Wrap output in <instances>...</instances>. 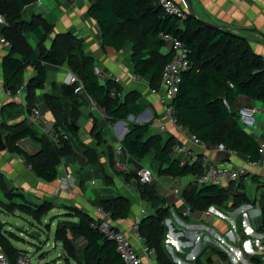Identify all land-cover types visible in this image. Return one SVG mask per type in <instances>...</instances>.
<instances>
[{
    "label": "trees",
    "instance_id": "16d2710c",
    "mask_svg": "<svg viewBox=\"0 0 264 264\" xmlns=\"http://www.w3.org/2000/svg\"><path fill=\"white\" fill-rule=\"evenodd\" d=\"M26 5L27 0H0V11L7 21V25H0V38L10 43L0 63L4 89L9 90L12 97L25 90L26 110L31 114L37 107V91L45 87L49 66L65 65L79 80L69 85L53 82L51 91L60 87L61 94H45L47 107L53 112L62 109L66 115L62 126L58 122L53 124L60 137L58 143L38 133L27 118L15 124L9 123L12 117L23 111L18 103L10 101L1 112V127L7 131L4 136L7 150L21 156L39 178L51 182L57 178L62 160L74 153L70 138L64 139L63 134L78 138L76 120L81 114L78 108L83 100L86 101L85 98L90 97L110 121L126 120L130 115L141 113L144 107L139 104L142 94L138 90L124 91L122 85L112 78L101 81L94 71V57L86 53L73 33L54 34L55 24L39 13H32L30 20L22 18ZM88 15L96 21L103 48L110 46L122 51L131 45L133 73L148 81L151 89H160L163 70L173 58L171 43L162 35L171 34L181 40L189 51V67L182 74L179 91L172 100L173 115L178 123L212 147L221 143L250 161L260 159V141L241 125L237 110V100L241 96L247 99V106L256 101L264 104V59L254 52L246 37L225 27L215 28L190 12L183 19L170 15L158 0H90ZM28 34L34 36L35 47L31 45ZM29 67L34 69L35 75L25 80L24 72ZM79 83L84 88L82 94L75 92ZM113 91L116 95H112ZM119 93L122 96H118ZM93 124L92 133L97 141L106 142L104 133L96 129L97 123ZM151 126V123L128 124L121 144L130 156L142 160L153 150V159L160 165L158 174L173 179L203 172L199 162L201 153L193 164L180 165L179 159L172 157V148L180 141L173 135L164 139L160 134L152 133ZM27 137L38 143L36 152L30 153L20 145ZM82 148L89 160L99 167L105 183H112L93 150L84 144ZM246 177L256 187L264 189V182L258 175L248 174ZM126 178L130 180L129 175ZM137 181L141 187V199L149 202L153 209L151 214L140 219L138 231L145 244L155 250V264H177L165 246V220L172 207L169 198L158 190L156 182L143 184L139 179ZM246 186L244 176L221 185H198L191 181L182 191V207L176 210L181 215L184 207L189 206L191 215L198 213L196 216L203 221L201 215H208L213 206L228 210L252 202L248 193L237 190ZM0 190L8 200L1 204L3 212L20 211L32 219L36 228L44 226L47 231L51 229L54 220L48 223L45 216L57 207L56 203L43 201L36 204L25 200L22 194L6 186L1 172ZM263 192L259 200L262 222L259 230L262 232ZM96 206L110 211L114 220L127 219L131 211V202L123 195L100 199ZM63 209L64 213L57 217L54 232V240L62 245L63 254L76 259L79 264H124L114 241L92 228L90 213L76 206H64ZM6 226L7 223L0 220V247L11 264H18L19 257L25 253L13 246V238L8 235L11 232L6 230ZM77 239L84 241L82 260L77 257ZM212 250L220 261L231 264L228 254L222 249ZM204 256L205 251L195 259V264H203ZM262 257L254 254L250 261L262 264Z\"/></svg>",
    "mask_w": 264,
    "mask_h": 264
},
{
    "label": "crops",
    "instance_id": "0c3cea01",
    "mask_svg": "<svg viewBox=\"0 0 264 264\" xmlns=\"http://www.w3.org/2000/svg\"><path fill=\"white\" fill-rule=\"evenodd\" d=\"M189 2L199 19L221 28L235 29V31L229 30L246 37L254 52L260 54L264 59V37L262 36V34L264 35V0H189ZM42 3L47 6L45 7ZM42 3L40 6L43 5L45 11L36 7L34 12L43 14L48 21L55 24L54 34L73 33L80 40L86 53L94 57L95 66L105 76L101 81L104 82L114 76L121 77L123 81L121 85L124 91L138 90L142 94L139 104L144 109L141 113L132 115V118L110 121L99 106L92 110L91 101L85 98L86 101L83 100V104L78 108L81 112L76 120L77 129L79 130L78 138L70 136L74 153L62 160L55 180L48 182L39 178L21 156L7 149L0 152V172L4 177L6 186L22 194L25 200L36 204H40L43 201L56 203L57 207L50 213L57 215L64 213V206H76L91 214L94 212V207H96L98 200L123 195L130 200L131 211L127 219L118 220L116 224L121 230L130 233L134 224L153 211L151 204L140 197L141 187L137 181L139 174L144 168L154 169L158 173L160 165L153 159V150L142 160L130 156L125 149L117 151V147L122 145L121 140L128 131V124L151 123L152 133L160 134L164 139L168 135H173L183 143H189L188 131L178 129L171 124L167 125L166 132L161 133L159 131V124L166 119L164 107L160 105L157 96L151 93L148 81H134L130 78L134 73L130 61L131 48L126 50L128 45L122 51H117L110 46L103 48L101 34L96 21L88 15L89 0H42ZM29 37L31 35L28 34V39ZM32 37L34 40L31 42L29 39V41L35 47L36 40L33 35ZM6 49L8 48L0 43V63L1 57L7 52ZM34 75L35 71L32 67L27 68L24 72L25 80L30 79ZM71 75L74 74L65 65L58 67L49 66L45 87L37 91L36 106L42 110L44 118L53 124L58 122L62 126L66 120V115L62 109L51 111L45 104V94L51 92L55 95H60L62 92L60 87L51 91V84L55 82L59 85H69L68 77ZM10 101L18 103L23 111L19 116L12 117L9 123L15 124L27 118L38 133H41L40 127L33 122L31 114L26 110V91L22 90L17 97L9 98L6 95V90L1 80L0 66V128L2 135L1 112L3 107ZM242 103H247V99L244 96L239 97L237 100V105ZM252 105H254V102ZM94 122L97 123L96 129L104 133L106 142L99 143L92 133ZM253 134L259 141L264 139V125ZM109 139H111V142ZM82 144L93 150V153L103 164L104 171L111 178L112 183H105L99 167L93 164L85 155ZM20 145L30 153H34L39 149L38 143L30 137L23 139ZM194 150L202 152L196 147ZM206 154L213 161L228 160L235 165L242 164L241 159L229 157L227 154L215 150L207 151ZM248 172L251 175H258L261 180L264 179V169L261 167L250 168ZM67 173L74 177L75 182L69 189H62L61 186ZM126 175L130 176V180L126 178ZM160 177L164 183L175 185L173 190L171 189L167 192L166 196L175 210L181 208L183 203L173 191L175 188L185 187L190 179L182 177L169 181V177L159 175L158 178L154 176L153 181L158 182ZM245 182L246 188L237 190L242 193H248L252 202L244 203L236 209L223 210L228 212L229 219L213 215L212 213L208 215L203 213L201 219L204 220L200 221L196 216L198 213L190 215V218L181 217L180 211L176 210L175 212L172 208L170 209V215L165 220L167 228L165 246L167 251L171 252V258L175 263L195 264V259L202 252L203 242L197 239L195 241L194 238L198 236L197 230H201L204 233L206 232L204 236L210 243H218L221 249L228 254L231 264H253L250 259L254 254L262 255V264H264V232L259 230L262 225L259 200L264 189L256 187L255 184L249 181L248 177L245 178ZM16 200L20 199L17 198ZM7 202L8 200L4 198L0 190V220L7 223L6 230L12 232V225H9L10 222H5L1 217L4 211L1 204ZM188 218L190 219L189 221ZM239 220L242 221L244 231H241L238 227ZM28 222H31V220ZM200 222H206L209 228L201 225ZM37 230L39 229L36 228ZM42 235L43 233H41V237ZM255 237L261 238L260 243L263 248L253 245ZM184 238L185 240H182ZM11 241L14 247L21 249L14 243L13 239ZM77 244L84 245V241L77 239ZM171 244H174L177 249L174 250ZM184 247H189L191 249L190 252H184ZM250 248L254 251V254ZM0 251H2L1 247ZM144 258L145 264L156 263L155 254L144 255ZM202 261L203 264H225L217 257L214 258L212 263L205 256Z\"/></svg>",
    "mask_w": 264,
    "mask_h": 264
},
{
    "label": "built area",
    "instance_id": "2783aa9c",
    "mask_svg": "<svg viewBox=\"0 0 264 264\" xmlns=\"http://www.w3.org/2000/svg\"><path fill=\"white\" fill-rule=\"evenodd\" d=\"M37 4H41L42 0H35ZM158 4L164 9V11L170 15L176 16L180 19H183L186 16V13L189 11L190 4L189 0H158ZM0 25H7V21L3 13L0 11ZM163 39L171 43V48L173 51L172 60L165 66L161 78V85L159 90L151 89V93L157 96L160 105L164 107L166 113V119L163 123L159 124V131L161 133L166 132V127L168 124L174 125L178 129H184L179 123L178 120L173 115L174 108L172 106V100L179 91V86L182 80V74L187 71L189 67L188 59V48L186 45L176 37L171 34H163ZM0 43L9 48L10 43L4 38H0ZM95 73L99 76L101 80L104 79L103 73L95 66ZM116 83L122 84V78L118 76L111 77ZM130 78L134 81H144L140 76L135 74L131 75ZM79 80L75 75L68 77V84L77 83ZM76 93H84V88L81 83L78 84ZM6 95L11 98L12 94L9 90L6 91ZM112 95H116L115 91L112 92ZM118 96H122V93H119ZM91 109L95 110L97 105H95L90 97ZM258 112H264V109L261 107H256L254 105H244L238 110L239 121L241 125L247 129L251 130L257 124L256 114ZM31 117L35 124L39 125L43 129V134L47 138L55 143H58L60 137L57 131L54 128L53 123L47 121L44 118L43 112L39 107H35L31 111ZM186 130V129H185ZM63 138L69 140L68 134H63ZM123 140V139H122ZM121 140V141H122ZM189 143H177L172 148V157L178 158L180 165H190L197 160V155L201 153L200 164L202 165L203 172L201 174L190 175L191 182L198 185L204 184H227L231 181H238L241 177H245L249 174L248 170L250 168L261 167L264 169V139L260 140V154L261 157L257 161H250L245 157H242L237 151L227 149L223 144H218L214 147L210 146L205 141L198 138L195 134L188 132ZM196 148L200 149L202 152H196ZM124 147L119 145L117 151L123 150ZM215 150L227 154L229 157H236L242 160L241 165H235L228 160L222 161H213L206 154L207 151ZM154 180V173L151 169L144 168L139 174V181L143 184L151 183ZM74 177L67 173L64 182L61 186L62 189H69L74 185ZM187 183V184H188ZM186 184V185H187ZM185 186V185H184ZM184 187L175 188L174 194L177 195L181 201V194ZM213 215L229 219L228 212L217 207H211L208 211ZM191 208L185 206L181 217H189L191 215ZM93 217V222L91 224L92 228L100 231L103 235L113 240L116 244L117 252L122 259L124 264H145L144 255L155 254V250L148 247L145 244L144 238L140 235L139 221L133 225L130 233L121 230L118 228L116 222L112 218L110 211L103 209L102 207H94V212L91 213ZM261 238H256L254 244L256 247H261L260 243ZM251 249V248H250ZM251 252L254 254V251ZM0 264H11L7 255L0 251ZM18 264H33L29 255L23 254L18 259Z\"/></svg>",
    "mask_w": 264,
    "mask_h": 264
},
{
    "label": "rangeland",
    "instance_id": "374dc122",
    "mask_svg": "<svg viewBox=\"0 0 264 264\" xmlns=\"http://www.w3.org/2000/svg\"><path fill=\"white\" fill-rule=\"evenodd\" d=\"M9 1L13 2V0H9ZM89 2H90V0H89ZM42 4H44L45 7L47 6V5H45V3H42ZM189 4H190V2H189ZM36 7L40 8V10H42V11H45V9H44L45 7H43V5L40 6L39 4H36V2L34 0H27V5L25 7L22 18H24L26 20H30V18L32 17V13H35L34 11L36 10ZM48 8L51 9L50 7H48ZM191 8H193V6L190 4V8H189L188 12H190ZM48 22H50V21H48ZM229 29H231V28H229ZM231 30L235 31V29H231ZM29 35H31V37H29V39L32 42L34 40L32 37V34H29ZM129 48H131L130 44H128L126 50H128ZM245 104L246 103H242L240 105H237V110H239ZM254 106L262 107L264 109V104L260 101L254 102ZM256 119H257V124L255 125L254 128L249 130L252 133H255L258 129H260L262 127V125H264V112H262V113L258 112L256 114ZM40 129H41V133H43V129L41 127H40ZM6 132L7 131L5 129H3V136L6 135ZM109 141L111 142V139H109ZM152 171L154 173L155 178H158L159 175L156 172V170L153 169ZM183 178L189 179L190 175L184 176ZM168 180L174 181L173 178H168ZM262 181L264 182V179H262ZM156 183H157L158 190L165 196L167 195V192H169V190H171V189L173 190V188L175 187V185H172V184L168 185L169 183L168 184L164 183L161 180V177L159 178L158 182H156ZM171 208L173 211L176 212L174 206H172ZM1 217L5 222H8V223L10 222L9 225H12V227H11L12 232L8 233V235H10L11 238H13L14 243L18 247L21 248L20 250L24 251L25 254L29 255L33 264H79L76 259L71 258V257H67L66 254H62L63 253L62 245L58 242H55V240H54V232L56 229V225L58 223L57 217H59L57 214L50 213V214L45 216V220L48 221V223H52V221L54 220L52 225H51V229L49 231L45 230L44 226L43 227L42 226L37 227L39 229L37 231L43 233L42 237L40 238L41 240L35 239L34 237L29 235V233L31 231H36V226H34L35 224H32V222H28L29 220H32V219L29 218L28 216L23 215L22 212H20V211H15V213L3 212ZM189 218H188V221L190 220ZM200 224L209 228V225L206 222H200ZM238 227L241 229V231L243 230L241 220H239V222H238ZM22 228H24V230H22ZM197 231H198V236L196 238H194L195 236H191V237H193L194 240L197 239L198 241L203 242L202 252L205 251V257H208V260H210V263H212L214 258L217 257L213 253L212 249L213 248L221 249V247L218 245V243H210L208 241V239L205 238V236H204V235H206V232L204 233L201 230H197ZM45 240H47L46 243H45ZM171 246L174 248V250L177 249L174 244H171ZM83 248H84L83 244L82 245L77 244V257L81 260L83 259V256H82ZM169 252L170 251H168V253ZM169 255L170 256L172 255L171 252L169 253ZM64 256H65V258H64ZM59 260H60V262L58 263Z\"/></svg>",
    "mask_w": 264,
    "mask_h": 264
},
{
    "label": "water",
    "instance_id": "95a60500",
    "mask_svg": "<svg viewBox=\"0 0 264 264\" xmlns=\"http://www.w3.org/2000/svg\"><path fill=\"white\" fill-rule=\"evenodd\" d=\"M190 14H192L194 17L197 18V16L194 13L193 8L190 9ZM205 23H207V22H205ZM207 24L212 25L215 28H221L220 26H217V25H213V24H210V23H207ZM262 36L264 37L263 34H262ZM129 118H132V115H130ZM6 149H7V146H6V143H5L4 137L2 135L1 128H0V152L5 151ZM22 230H24V228H22ZM29 235L32 236V237H34L35 239H40L41 238V232H39V231H31L29 233ZM182 240H185V238L182 239ZM190 250L191 249L189 247H184L183 248V251L184 252H190Z\"/></svg>",
    "mask_w": 264,
    "mask_h": 264
}]
</instances>
